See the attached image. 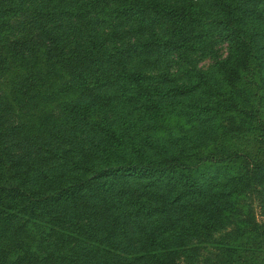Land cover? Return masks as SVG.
Listing matches in <instances>:
<instances>
[{"label":"trees","instance_id":"16d2710c","mask_svg":"<svg viewBox=\"0 0 264 264\" xmlns=\"http://www.w3.org/2000/svg\"><path fill=\"white\" fill-rule=\"evenodd\" d=\"M255 206L264 0H0V264H264Z\"/></svg>","mask_w":264,"mask_h":264},{"label":"rangeland","instance_id":"374dc122","mask_svg":"<svg viewBox=\"0 0 264 264\" xmlns=\"http://www.w3.org/2000/svg\"><path fill=\"white\" fill-rule=\"evenodd\" d=\"M216 45L218 47V53L220 55H223L225 52L224 43H220V44H216ZM209 62H210V58L207 56H205V57L203 56V57L197 59L196 65L198 67H206L209 64ZM254 211H255V215H256L257 219H260V220L264 219V211L260 212L259 208L257 206H255Z\"/></svg>","mask_w":264,"mask_h":264}]
</instances>
